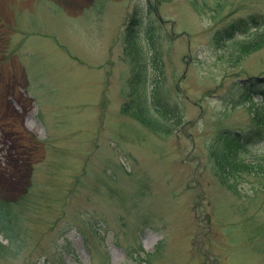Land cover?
I'll list each match as a JSON object with an SVG mask.
<instances>
[{
    "label": "rangeland",
    "instance_id": "rangeland-1",
    "mask_svg": "<svg viewBox=\"0 0 264 264\" xmlns=\"http://www.w3.org/2000/svg\"><path fill=\"white\" fill-rule=\"evenodd\" d=\"M262 28L264 0H0V209L25 234L0 264H264V133L226 184L211 156L264 131V45L234 51ZM135 37L168 134L122 111Z\"/></svg>",
    "mask_w": 264,
    "mask_h": 264
},
{
    "label": "trees",
    "instance_id": "trees-1",
    "mask_svg": "<svg viewBox=\"0 0 264 264\" xmlns=\"http://www.w3.org/2000/svg\"><path fill=\"white\" fill-rule=\"evenodd\" d=\"M233 35L234 33L230 36ZM134 39L132 55L135 70L134 81L131 84L130 99L123 105L122 111L132 115L152 132L168 134L178 127V124H181L183 113L177 106H169L160 100H148L140 94V88L145 85L147 79L148 63L142 45L136 37ZM222 40L224 37L219 34L217 42ZM235 44L234 51L238 52V55L259 48L264 45V28L254 31L244 39L236 40ZM263 133L261 127H256L248 135L240 131L224 130L217 136L212 144L211 156L213 165L217 168V175L224 184L231 176H240L254 168L255 162H252L253 160L249 157L257 154L253 152L250 144ZM18 224L17 215L11 209L5 208V211L0 209V233L8 241L5 244L0 239V257L11 258L21 252V245L15 246V243L20 239L23 241L25 234H22L24 227H20ZM12 245L15 246V249L12 248Z\"/></svg>",
    "mask_w": 264,
    "mask_h": 264
}]
</instances>
